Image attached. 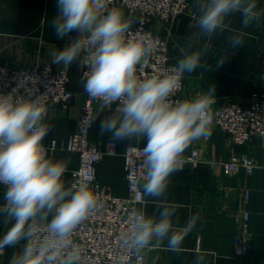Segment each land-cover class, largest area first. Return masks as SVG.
I'll list each match as a JSON object with an SVG mask.
<instances>
[{"label":"clouds","instance_id":"9594fccd","mask_svg":"<svg viewBox=\"0 0 264 264\" xmlns=\"http://www.w3.org/2000/svg\"><path fill=\"white\" fill-rule=\"evenodd\" d=\"M196 4L198 31L180 48L182 58L170 70L143 79L137 66L148 62L156 42L150 33L130 31L133 23L142 21L126 18L121 8H108V0H57V14L51 19L58 39L76 33L53 53V63L67 68L83 62L88 66L83 82L87 95L101 101L102 109L118 105L101 121V133L110 132L114 140L146 139L139 179L143 196L154 198L157 214L147 215L144 207L130 211L120 238L125 253L121 264L129 255L139 264L142 253L165 240L170 251H183L181 245L200 217L193 215L179 226L174 217L181 205L159 198L165 195L170 176L183 170L189 145L212 134L215 88L191 99L171 97L185 73L209 67L203 60L206 44L195 47L202 38L229 31L233 33L229 46L242 47L245 33L231 29L228 18L239 13L242 28H247L264 15L257 0H196ZM227 58L220 54L216 68ZM46 112L40 97L0 94V186L4 188L0 217L6 227L0 235V255L6 248L22 245L9 264H81L84 248L74 236L101 207L100 193L88 178L66 186L68 161L47 157L42 141L51 125L43 122ZM203 262L204 255L198 253L196 264Z\"/></svg>","mask_w":264,"mask_h":264},{"label":"crops","instance_id":"0c3cea01","mask_svg":"<svg viewBox=\"0 0 264 264\" xmlns=\"http://www.w3.org/2000/svg\"><path fill=\"white\" fill-rule=\"evenodd\" d=\"M56 5L57 0H0V65L12 68L52 65L67 70L72 82L71 89L75 96L71 108L63 110L52 107L43 121L51 125L42 141L44 145L53 140L62 142L69 138L77 128L84 101L82 62L73 63L67 68L53 63V53L61 50L76 36L73 32L64 39L56 37L51 25L52 17L57 14ZM257 6L258 9H264V0H257ZM191 11L196 12V17L191 15ZM198 16L196 0H193L192 9L166 26L165 30L160 23H152L156 30L161 27V32L169 41L170 54L177 62L182 58L180 48L198 31ZM241 20L239 13L228 18L231 29L245 33L242 47L232 49L229 46L228 37L233 34L229 31L217 33L209 40L202 38L195 45L199 48L206 44L208 51L203 60L209 67L197 68L191 74L185 73L183 100L215 88L216 103L213 106L221 107L231 102L246 103L252 93L264 90V15L259 22L247 28H242ZM220 54L228 58L223 66L216 68ZM77 82L78 85L75 84ZM114 110L97 108L90 133L91 141L102 144L106 140H114L110 132L101 133L100 129L101 121ZM211 127L212 134L209 137L194 141L183 154L185 156L197 149L202 162L174 172L169 178L165 195L159 198L181 205L174 217L175 224L183 226L193 215H199L200 219L185 237L181 245L183 251H170L165 240L160 247L144 252L146 264H196L198 253L204 255L203 264H264V141L254 136L243 146L233 145L228 135ZM114 141L118 144L119 154L103 157L97 165V174L113 195L124 197L127 194V182L123 153L130 144L146 146V139ZM242 153L253 156L261 167L252 175L240 171L232 177L226 176L221 163L232 154ZM48 158L68 161L63 180L66 186H70L71 172L79 167V154L57 150L49 152ZM211 162L216 165L212 166ZM3 195L4 191L0 188V205L4 203ZM143 200L147 201L142 206L147 215L157 214L154 198L143 196ZM244 212L249 214L252 248L248 253L238 256L236 248L242 239L241 220ZM2 219L0 217V235L6 230ZM21 247L6 248L0 255V264H9L12 254L19 252Z\"/></svg>","mask_w":264,"mask_h":264},{"label":"built area","instance_id":"2783aa9c","mask_svg":"<svg viewBox=\"0 0 264 264\" xmlns=\"http://www.w3.org/2000/svg\"><path fill=\"white\" fill-rule=\"evenodd\" d=\"M192 0H108V8L118 7L127 10L132 18L142 23H133L131 32L150 33L156 42V48L148 62L137 66L140 78L159 74L170 70L177 64L169 53L168 39L157 33L152 27L153 22L163 26L173 24L178 17L188 13ZM196 17V12L191 11ZM88 66L82 62L81 85L84 101L81 105L76 130L69 138L62 142L55 140L44 145L47 153L57 150L76 152L79 154V167L71 172V184L89 179L90 186L100 193V209L77 229L74 239L84 248L81 264H121L125 253L121 247V235L127 230L129 213L133 208L142 207L143 181L139 179L143 166V152L145 146L130 144L123 153L124 171L127 182V194L117 197L98 179L97 165L105 156L119 154L118 144L114 140H106L102 144L91 141L90 133L94 126V117L102 102L93 99L84 91L83 82ZM71 79L65 69L52 65H34L12 68L0 65V94L13 92L14 96L24 99L40 97L47 108L44 120L48 117L52 107L69 110L73 104L75 92L71 89ZM185 87V75L180 88L171 97L172 100H183L182 92ZM14 89V91H13ZM118 105L113 104L111 109ZM109 110V109H107ZM212 126L229 136L233 145L243 146L254 136L264 141V90L250 95L246 103L231 102L221 107L212 105ZM187 166H197L202 162L199 151L191 150L184 156ZM215 166V162H211ZM226 176L232 177L240 171L252 175L261 166L255 158L247 153L232 154L221 163ZM99 185V188L96 186ZM1 189L4 188L0 186ZM241 220L242 239L236 248V254L242 256L251 248L252 234L248 228L249 214L244 212ZM198 244L200 239L197 240ZM139 264H146L145 254ZM126 264H137L136 257L129 255Z\"/></svg>","mask_w":264,"mask_h":264},{"label":"rangeland","instance_id":"374dc122","mask_svg":"<svg viewBox=\"0 0 264 264\" xmlns=\"http://www.w3.org/2000/svg\"><path fill=\"white\" fill-rule=\"evenodd\" d=\"M192 6H193V0L191 1V8H192ZM122 9V8H121ZM123 11H124V14H125V17L127 18V17H132L131 15H130V13L127 11V10H125V9H122ZM161 25V24H160ZM162 26V29L163 30H165L167 27L166 26H163V25H161ZM155 31H157V33H159V34H161V35H163V33L161 32V27H159V29L157 28V30L156 29H154ZM163 36H165V35H163ZM166 37V36H165ZM169 53H170V50H169ZM170 56H171V54H170ZM172 57V56H171ZM173 58V57H172ZM174 59V58H173ZM175 60V59H174ZM176 61V60H175ZM75 84H77L78 85V82L77 83H75ZM185 84H186V75H185ZM75 89H79V88H77V87H74ZM185 88V87H184ZM183 91H184V89H183ZM183 93V92H182Z\"/></svg>","mask_w":264,"mask_h":264}]
</instances>
